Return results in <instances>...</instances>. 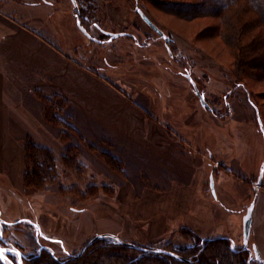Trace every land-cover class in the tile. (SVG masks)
Listing matches in <instances>:
<instances>
[{
	"label": "rangeland",
	"instance_id": "374dc122",
	"mask_svg": "<svg viewBox=\"0 0 264 264\" xmlns=\"http://www.w3.org/2000/svg\"><path fill=\"white\" fill-rule=\"evenodd\" d=\"M33 1L27 5L43 6L42 32L61 52L106 78L131 104H138L135 108L149 126L159 129L157 138L168 135L186 146V181H192L186 194L192 216L186 224L191 227L199 222L202 230L184 226L180 220L182 198L176 191L178 166L173 159L168 168L170 184L160 181L155 185L159 191H154L148 177L149 151L134 153L122 145L114 152L106 144L91 145L79 132L55 123L58 151L49 150L58 162V181L40 189L27 187L25 156L24 167L19 169L14 165L17 153H12L11 165L6 167L11 178L0 175V218L11 223L0 224V247L17 248L23 264L34 258L67 262L84 247L88 253L98 246L102 239L90 242L106 234L116 235L137 250L192 248L190 239L195 236L204 242L231 239V250L238 251L243 245L242 219L251 203L257 202L258 192H264V174L257 186L264 169V82L246 78L238 82L233 77V55L214 31L217 20L198 17L202 14L182 18L167 6L194 0H77L76 7L71 0ZM138 8L170 38L169 43L141 19ZM77 20L99 42L85 37ZM102 31L124 35L110 40ZM185 75L191 76L210 110L202 107ZM61 102L57 97L48 108L63 119L58 112ZM25 141L35 143L32 137L26 138L23 155ZM171 150L172 155H180ZM3 162L0 154V172ZM210 177L216 196L210 192ZM216 197L239 214L219 210ZM31 222L38 224L44 237ZM119 226L121 233L115 231ZM88 228L95 231L90 236ZM64 231L67 237L85 241L74 247L60 239L53 244L51 238H66ZM5 254L9 264H19L13 251ZM253 260L250 253L248 262L256 264Z\"/></svg>",
	"mask_w": 264,
	"mask_h": 264
},
{
	"label": "crops",
	"instance_id": "0c3cea01",
	"mask_svg": "<svg viewBox=\"0 0 264 264\" xmlns=\"http://www.w3.org/2000/svg\"><path fill=\"white\" fill-rule=\"evenodd\" d=\"M27 3L36 2L0 0V154L4 161L0 175L6 174L11 178L6 167L11 165L12 153L18 155L14 160L15 167H24L23 141L26 138L32 137L36 144L57 153L54 125L44 120L43 98L60 97L65 102L63 119L89 144H106L108 150L114 152L117 146L122 145L134 153L149 151L146 154L148 177L154 187L160 181L162 184L171 182L168 168L173 159L178 166V178L174 181L178 183L176 191L180 193L178 198H182L178 215L185 222L183 225L190 227L186 223L192 216L191 203L186 194L189 192L187 185L192 181H186V156L189 154L186 146L171 140L168 135L157 138L160 137L159 129L149 126L150 123L135 108L138 104H131L113 86L61 52L42 32L43 6ZM171 148L180 155H172ZM133 159L137 160L138 156L133 155ZM215 187L213 178V190L210 188V192L214 196ZM153 189L159 191L156 187ZM257 197L249 240L264 263V192L259 191ZM218 207L225 213L239 214L217 199ZM56 218L58 222L59 215ZM193 226L190 228L202 230L199 222ZM216 230L222 228L217 227ZM115 231L120 232V226ZM94 232L88 228L86 234L90 236ZM64 234L66 238L59 236L55 239H60L62 244H71L69 247L85 241L67 237L66 231Z\"/></svg>",
	"mask_w": 264,
	"mask_h": 264
},
{
	"label": "trees",
	"instance_id": "16d2710c",
	"mask_svg": "<svg viewBox=\"0 0 264 264\" xmlns=\"http://www.w3.org/2000/svg\"><path fill=\"white\" fill-rule=\"evenodd\" d=\"M194 1L191 4H168L167 6L173 12L179 11L176 14L182 18L190 19L195 14H202L197 16H210L217 20L218 26L214 31L233 55V77L238 82H242L245 78L264 82V0ZM92 72L120 91L106 78L97 72ZM53 99L43 98L45 120L78 132L58 115L50 114L48 106L53 104ZM61 103L59 113L63 112L65 107V103ZM24 156L26 168L24 179L27 187L40 189L47 183L58 181V162L49 149L31 141H25ZM190 242L194 245L192 248L181 250L179 248L173 251L181 257H185L183 254L186 253L192 259L191 263L167 255H154L141 248L137 250L100 240L98 246L84 253V256L75 257L67 262L50 263L48 260L37 261L38 259L34 258L29 261V264H247L248 253L232 251L228 239L215 238L204 242L202 238L194 236ZM0 264H2L1 261Z\"/></svg>",
	"mask_w": 264,
	"mask_h": 264
},
{
	"label": "water",
	"instance_id": "95a60500",
	"mask_svg": "<svg viewBox=\"0 0 264 264\" xmlns=\"http://www.w3.org/2000/svg\"><path fill=\"white\" fill-rule=\"evenodd\" d=\"M71 3L73 4L74 7L77 6V1L76 0H71ZM137 13L139 14V16L141 17V19L154 31L156 32L162 39H164V41L167 43L170 42V38L167 37L145 14L144 12L141 10V9H137L136 10ZM77 26H78V29L80 30V32L85 35V37H87L88 39H90L91 41H95V42H99L97 41L95 38H93L89 32L81 25L80 21L77 20ZM102 33L104 35H106L107 37H109L110 40H114L116 38H119L121 36H123L124 34L123 33H119V34H116V33H110V32H106V31H102ZM185 77L188 79V81L191 83V85L193 86V88L195 89L196 91V95L199 97V100H200V103L202 105V107L204 108H207L210 110V106L207 104V102L205 101V97L203 94H201L197 87H196V83L192 80L191 76L190 75H185ZM259 123H260V126L262 127V123L259 119ZM263 174H264V169H261V172H260V176H259V179H258V182H257V186H260L261 183H262V177H263ZM210 188L213 190V179L212 177H210ZM253 209H254V203H251V205L247 208V211H246V214L244 215L243 219H242V240H243V244L246 246L248 241H249V237H250V232H251V227H252V216H253ZM0 224H4V225H8V224H11V223H7L5 222L4 220H2L0 218ZM30 225H33L34 227H36V230H37V234H39L41 237H44V235L41 233L40 231V227L38 226V224L36 223H29ZM112 239L115 243L117 244H122V241L114 236V235H110V234H106V235H99V236H96L90 243H92L94 240H98V239ZM233 244V242H232ZM129 247H132V248H137L135 245L133 244H127ZM0 249H3L4 252L5 251H15L16 253H18V260H19V264H23V260L21 258V252L17 249V248H9V249H4V248H1ZM147 252L151 253V254H161V255H170V256H173L179 260H184L182 257H179L178 255L170 252V251H167V250H163V249H158V250H147L145 249ZM253 253L255 255V258L258 260L259 259V256L257 254V251L255 249V247L253 248ZM2 264H5V261H1Z\"/></svg>",
	"mask_w": 264,
	"mask_h": 264
},
{
	"label": "flooded vegetation",
	"instance_id": "af4514ba",
	"mask_svg": "<svg viewBox=\"0 0 264 264\" xmlns=\"http://www.w3.org/2000/svg\"><path fill=\"white\" fill-rule=\"evenodd\" d=\"M78 3V2H77ZM102 42V41H101ZM114 236H116V235H114ZM117 237V236H116ZM50 239V238H49ZM51 240H52V242H53V244H58V240L57 239H53V238H51ZM99 240V239H98ZM102 240H104V239H102ZM112 243H114V244H117V243H115L113 240L111 241ZM229 242H230V244L232 243V241H231V239H229ZM249 242V241H248ZM117 245H122V246H128V245H126V243L125 242H123L122 241V244H117ZM190 246V245H189ZM189 246H187L186 248H188ZM129 247V246H128ZM253 246H249V244L247 243V245L245 246L244 244L241 246V248L238 250V251H243V252H246V253H248V255H250V253H253ZM87 248L86 247H84L83 249H81V251H79L78 253H77V256L76 257H78V256H81L84 252H85V250H86ZM145 250V249H144ZM237 252V251H236ZM172 253H174V252H172ZM175 254V253H174ZM177 255V254H176ZM167 256H170V255H167ZM253 256H254V260L253 261H251V263L252 262H254L255 261V263L256 264H264L260 259H256L255 258V255H254V253H253ZM171 257H173V256H171ZM179 257H181V256H179ZM184 260H180V261H183V262H187V263H191L192 262V260L191 259H186V258H184V257H182ZM257 261V262H256ZM63 263V262H62ZM247 264H250L249 262H248V260H247Z\"/></svg>",
	"mask_w": 264,
	"mask_h": 264
},
{
	"label": "snow or ice",
	"instance_id": "6c2138e0",
	"mask_svg": "<svg viewBox=\"0 0 264 264\" xmlns=\"http://www.w3.org/2000/svg\"><path fill=\"white\" fill-rule=\"evenodd\" d=\"M18 255H19L18 253L13 251V256H18ZM0 261H5V264H9V262L6 260V254L3 249H0Z\"/></svg>",
	"mask_w": 264,
	"mask_h": 264
}]
</instances>
